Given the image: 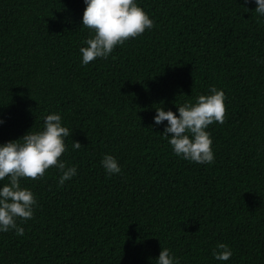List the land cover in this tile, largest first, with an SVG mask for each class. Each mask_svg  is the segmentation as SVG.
I'll use <instances>...</instances> for the list:
<instances>
[{
	"label": "trees",
	"instance_id": "obj_1",
	"mask_svg": "<svg viewBox=\"0 0 264 264\" xmlns=\"http://www.w3.org/2000/svg\"><path fill=\"white\" fill-rule=\"evenodd\" d=\"M135 2L153 28L83 65V0H0V145L58 113L60 159L77 168L63 186L54 167L21 178L34 215L17 219L23 236L0 232V264H156L164 248L179 264H264V16L254 0ZM211 87L225 122L206 129L214 162L196 164L155 109L178 116ZM219 243L229 260L214 258Z\"/></svg>",
	"mask_w": 264,
	"mask_h": 264
},
{
	"label": "clouds",
	"instance_id": "obj_2",
	"mask_svg": "<svg viewBox=\"0 0 264 264\" xmlns=\"http://www.w3.org/2000/svg\"><path fill=\"white\" fill-rule=\"evenodd\" d=\"M85 8L82 26L93 35L80 48L82 64L87 65L97 58L107 59L118 45L128 39L142 35L146 29H152L154 22L137 6L135 0H83ZM248 3V0H244ZM255 11L264 16V0H254ZM209 95H200L195 103L185 102L178 107V116L172 111L156 108L154 123L160 125L167 121L164 138L174 154L196 164L214 162L212 140L206 129L214 122L223 124L226 115L225 95L216 87L210 88ZM62 117L58 113L44 117L43 129L29 131L15 142L0 145V181L8 178V183L0 188V232L15 230L18 236L24 235L23 227L17 219L27 221L33 218L36 198L27 188L21 187V178L38 180L44 177L46 170L56 168L61 173L59 185L70 180L77 173L75 166L68 167L60 157L66 151L65 138L70 136L68 128L62 126ZM2 123V121H0ZM74 150L82 146L72 142ZM102 166L111 176L119 174L121 168L114 156L105 155ZM230 248L219 243L213 251L218 261H227L232 256ZM156 264H179L167 248L161 249Z\"/></svg>",
	"mask_w": 264,
	"mask_h": 264
}]
</instances>
